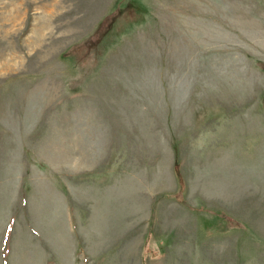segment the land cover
Segmentation results:
<instances>
[{
	"label": "rangeland",
	"instance_id": "1",
	"mask_svg": "<svg viewBox=\"0 0 264 264\" xmlns=\"http://www.w3.org/2000/svg\"><path fill=\"white\" fill-rule=\"evenodd\" d=\"M0 264H264V0H0Z\"/></svg>",
	"mask_w": 264,
	"mask_h": 264
},
{
	"label": "trees",
	"instance_id": "2",
	"mask_svg": "<svg viewBox=\"0 0 264 264\" xmlns=\"http://www.w3.org/2000/svg\"><path fill=\"white\" fill-rule=\"evenodd\" d=\"M173 170H174L175 179L177 180L176 192L178 193L179 190H181L180 192H182L183 187H184V185H183L184 182H183V180L181 178L179 165H178V163L176 161L174 162Z\"/></svg>",
	"mask_w": 264,
	"mask_h": 264
}]
</instances>
